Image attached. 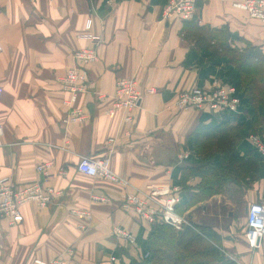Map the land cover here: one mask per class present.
<instances>
[{
	"label": "crops",
	"instance_id": "obj_1",
	"mask_svg": "<svg viewBox=\"0 0 264 264\" xmlns=\"http://www.w3.org/2000/svg\"><path fill=\"white\" fill-rule=\"evenodd\" d=\"M233 1L196 0L194 19L181 21L163 18L168 0H0V178L13 187L38 181L59 192L47 206L23 204L17 225L0 218V264H33L34 259L53 257L65 264H101L111 256V264L149 262V239L159 225L175 236L192 228L203 237L201 228L233 264H264V238L253 252L244 241L249 204L264 203V157L253 155L258 176L242 194L245 215L239 227L222 219V205L234 203L219 193L188 203L202 180L183 174L200 163L197 152L204 141H211L200 137L199 125H237L236 118L247 111L239 94V116L175 105L178 93L193 86L234 85L224 81L226 56L206 59L208 51L195 46L188 23L217 33L222 29L228 48L251 47L261 58L264 76V23L233 8ZM88 17V32L103 40L96 47L97 59L82 64L72 55L93 47L81 37ZM209 42L217 40L211 37ZM76 66L87 71L88 91L68 106L62 79ZM129 77H135L142 95L138 107L129 111L131 120L121 111L107 117L116 80ZM93 92L106 98L97 101ZM70 107L82 109L86 119L66 121ZM261 128L257 135L264 143V124ZM249 142L244 138L236 146L239 155L251 151ZM83 157H108L109 169L120 181L79 173L76 165ZM213 161L223 165V154H214ZM45 162L52 163L47 175L36 170ZM161 187L168 191L165 196L147 200L154 211L151 220L141 218L124 200L125 194L145 196L150 188ZM172 195L179 198L174 215L184 219L179 229L161 218L159 199ZM72 208L86 210L89 219L75 216ZM115 226L130 233L133 243L113 236Z\"/></svg>",
	"mask_w": 264,
	"mask_h": 264
},
{
	"label": "built area",
	"instance_id": "obj_2",
	"mask_svg": "<svg viewBox=\"0 0 264 264\" xmlns=\"http://www.w3.org/2000/svg\"><path fill=\"white\" fill-rule=\"evenodd\" d=\"M110 3V0H107ZM232 7L244 12L249 18L256 19L264 23V0H234ZM196 14V0H168L163 10V18L166 20L177 18L181 21L194 19ZM91 18L85 21L84 29L86 33L81 37L90 40L93 47L77 50L73 53L75 61L88 64L97 59L96 47L102 42L100 35L90 34ZM63 83L68 93V106L75 102L76 98L88 91V75L85 68L76 66L67 70L63 77ZM138 82L135 77L120 78L115 82V90L112 103L106 109L107 117L112 118L117 111L124 112V119L131 120L130 112L138 107L142 95L138 92ZM1 94V88H0ZM97 101H103L106 96L98 93H92ZM240 99L237 88L234 85L213 83L210 88L193 86L187 90L178 93L175 99V105L180 109L205 110L208 112H229L237 113ZM86 119V113L80 108L70 107L66 116V121L81 122ZM2 133L0 127V135ZM249 141L254 150L264 157V143L259 135H250ZM184 154L182 158H186ZM51 162L41 163L36 166V170L44 175L48 174ZM76 170L79 173L89 176L99 177L111 182H119L120 178L109 169L108 157L102 158H81ZM63 174V171H60ZM152 189V190H151ZM148 195L143 194H125L124 200L131 205L135 213L141 218L151 220L154 211L150 209L147 200H153L154 196L166 195L168 192L164 187L159 189L150 188ZM59 192L52 187H43L38 181L25 184L21 187H13L5 177L0 178V218L7 220L9 225H17L21 221L20 207L28 202H33L40 207L47 206L52 202ZM103 200V198H99ZM162 203L161 218L164 223L179 229L184 219L174 215V206L178 203L177 196H167L159 199ZM70 212L80 219H89V213L84 209L72 208ZM83 225V224H82ZM189 225V224H188ZM113 236L123 239L128 243H133V236L118 226L112 229ZM264 238V203H250L245 215L244 241L250 252L257 250ZM228 256V255H227ZM229 257V256H228ZM230 258V257H229ZM231 259V258H230ZM114 256L101 264H111L114 262ZM232 260V259H231ZM33 264H65L61 257H53L47 260L34 259Z\"/></svg>",
	"mask_w": 264,
	"mask_h": 264
},
{
	"label": "trees",
	"instance_id": "obj_3",
	"mask_svg": "<svg viewBox=\"0 0 264 264\" xmlns=\"http://www.w3.org/2000/svg\"><path fill=\"white\" fill-rule=\"evenodd\" d=\"M187 26L189 27L188 33H192L196 29H203L202 27H198L192 23H188ZM220 31L223 30L221 29L219 32ZM215 46L212 51L213 55H215L217 49L221 50L218 45ZM226 51L228 54L232 53L233 55L232 57L230 56V58L226 57L228 64L232 65V61L235 59L233 57L238 55V50L236 51L234 49L227 48ZM238 57L240 60L235 65V69L238 74V82L235 84V87L237 88L240 99H242V102L247 107V110L251 111L254 110L255 104L257 108L260 107V98L264 97L262 62L260 56L253 49L244 53V55H239ZM241 128V126L231 125L227 121L220 122L216 126L212 127L201 125L197 127L196 130L198 131L200 137L210 139L211 141H204L202 152H197L201 156L200 163L195 166L186 167L184 170L183 174H197L202 180L197 193H191L188 195V203L201 201L219 193L222 181H225L228 176L232 178V181H235V184H241L244 186L248 185L254 179L253 175L258 173L259 169V164L253 156L255 153L247 151L244 155H239L235 149L236 146L244 139ZM217 152L223 154L224 156L223 165L220 163H214L213 161V156ZM217 173L224 176H218ZM200 230L202 231L201 233L203 234V237L192 228H184L177 236H175L168 226L159 225L156 227L154 233H152L149 239L151 261L140 263L132 261L131 264H175L177 260L172 259V253L178 252L179 248L185 249L189 246V243L197 239H202L203 241L204 239L207 241L210 239L207 233H205L201 228ZM212 246L214 247V245ZM217 252L213 251L214 254L210 253L215 255ZM200 255L201 257H205L206 255L208 257L210 254L200 253ZM233 263L234 262L228 260V264ZM191 264L214 263L197 262Z\"/></svg>",
	"mask_w": 264,
	"mask_h": 264
},
{
	"label": "rangeland",
	"instance_id": "obj_4",
	"mask_svg": "<svg viewBox=\"0 0 264 264\" xmlns=\"http://www.w3.org/2000/svg\"><path fill=\"white\" fill-rule=\"evenodd\" d=\"M211 37L216 38L217 40L216 44L214 45L210 44L209 40L211 39ZM190 38L198 49L205 48V50L208 51L205 54L206 59H211L216 56H226L228 58H230V56L231 57L233 56L232 53L228 54V52L226 51L228 48V45H227L228 39H227V34L224 31H220L217 33L208 28L196 29L195 31L190 33ZM215 45H218V47L221 48V50L217 49L215 55H213L212 51ZM234 50L237 51V49H234ZM250 50H252L251 47H243L242 51L238 50L237 51L238 55L233 57L235 59L232 61V65H228L224 63V65L221 67V70H226L227 72V75L225 76L224 81L231 82L234 85L237 84L238 74L235 69V65L240 60L238 56L244 55V53H247ZM262 104L264 106V97H261L259 101V106H261ZM254 107H255L254 110H251V111L243 110L244 113H242V115H240L242 111H239L237 115L238 116L240 115V116L236 118V123L240 122L237 125H239V127L240 126L242 127L241 128L242 134L244 138H247L248 142H249V136L259 134V131L262 129L261 127L264 124V109L261 107L257 108L256 104ZM251 151L257 154V152L254 150L252 146H251ZM217 175L224 176L219 173H217ZM256 176H258V173L253 175V177H256ZM221 185L222 186H220L219 194H221L222 197L227 198L234 203L232 206L222 205L221 207L222 219L224 220V222L225 220H229V221L233 220L234 221L233 223L234 224L237 223L239 227L240 223H242L243 216L245 215L243 213V209L241 205L242 196H243L242 194L245 191L246 186H249L250 183L245 186L241 184L237 185L235 184V181H232V178L228 176L225 181H222ZM229 212L231 213V215H228ZM234 224H233L234 228H237ZM205 233L208 234V232H205ZM212 245L213 244L212 243L210 244L209 241H207L206 239H204V241L202 239H197L189 243V246L186 247L185 249L179 248L178 252L172 253V259L177 260L175 264H182V263L191 264V263H197V262L228 264V260L231 261V259H229L228 256L224 255L220 251H219L220 252L219 254L217 252L218 247L214 245V247L217 249L216 250ZM211 250L216 251L217 253L213 255L214 253ZM209 251L213 254H211ZM200 253H205V254H210V255H208V257L207 255L205 257H201Z\"/></svg>",
	"mask_w": 264,
	"mask_h": 264
}]
</instances>
